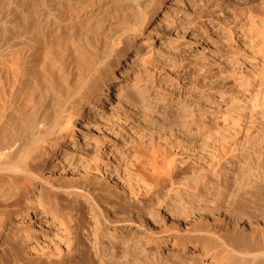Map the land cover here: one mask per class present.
Segmentation results:
<instances>
[{"label": "rangeland", "instance_id": "rangeland-1", "mask_svg": "<svg viewBox=\"0 0 264 264\" xmlns=\"http://www.w3.org/2000/svg\"><path fill=\"white\" fill-rule=\"evenodd\" d=\"M149 31L153 53L145 66L139 52L119 58L114 76L127 75L113 83L104 115L109 118V110L118 107L120 118L126 109L129 121L138 122L148 112L154 123L163 122L152 133L177 152L179 175L193 181L206 174L205 180L179 191L164 184L139 196L143 210L137 215L121 210L125 203L104 183L84 184L80 177L71 181L70 194L59 193L75 217L74 227L50 238L64 246L69 237L71 252L48 260L43 252L50 243L40 238L8 246L13 228L7 224L0 231V264H223L214 254L218 248L201 247L206 239L184 252L156 248L152 241L159 235L196 241L209 231L224 234L235 226L234 213L238 231L249 237L252 228L257 240L264 238V0H153L135 43ZM128 89L134 99L126 97ZM182 109L189 123L196 120L186 128L192 133L188 141L173 122L166 123ZM79 122L80 138L97 134ZM84 190L102 196L100 210L95 211ZM171 211L190 215L173 217Z\"/></svg>", "mask_w": 264, "mask_h": 264}, {"label": "bare ground", "instance_id": "bare-ground-1", "mask_svg": "<svg viewBox=\"0 0 264 264\" xmlns=\"http://www.w3.org/2000/svg\"><path fill=\"white\" fill-rule=\"evenodd\" d=\"M99 1L0 2V231L12 226L7 242L11 247L30 238L49 241V250L43 252L48 260L71 252L69 237L64 246L50 239L74 227L73 213L59 198L60 192L71 193V181L81 177L84 184L104 183L125 203L121 210L140 215L139 196L157 192L164 184L177 191L199 187L206 176L189 181L184 173L179 175L177 152L152 133L163 122L154 123L148 112L138 122L129 121L126 109L120 118L118 107L109 110V118L104 115L113 83L127 75L122 71L114 76L119 58L139 52L145 66L153 53L150 31L135 43L153 0ZM127 91L126 97L134 99ZM186 115L182 109L165 118L185 139L192 134L188 124L196 121L189 123ZM78 121L97 134L80 138ZM213 171L220 176V170ZM84 193L95 211L100 210L102 196ZM111 203L105 204L113 209ZM175 212L173 217L190 215ZM236 217L232 214L235 226L224 234L209 231L196 241L182 236L169 241L159 235L152 244L184 252L199 248V240L206 239L201 247L218 248L214 254L223 264H264V238L257 240L252 228L249 237L238 231Z\"/></svg>", "mask_w": 264, "mask_h": 264}]
</instances>
